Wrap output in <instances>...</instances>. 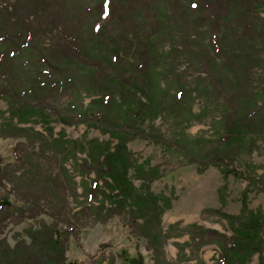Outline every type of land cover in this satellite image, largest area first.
Returning a JSON list of instances; mask_svg holds the SVG:
<instances>
[{"label":"trees","instance_id":"trees-1","mask_svg":"<svg viewBox=\"0 0 264 264\" xmlns=\"http://www.w3.org/2000/svg\"><path fill=\"white\" fill-rule=\"evenodd\" d=\"M260 8L264 0H0V100L8 112L0 137L24 139L14 148L19 163L0 165V185L13 182L36 210L44 190L35 184L61 181L53 175L47 182L25 166L19 148L36 147L47 160L44 150L51 148L63 169L80 149L86 157L75 161L76 169L93 176L83 181L78 213L102 220L126 213L152 253L151 264H164L169 235L161 216L171 198L151 188L162 176L161 165L149 158L139 162L128 148L131 140L143 139L197 172L215 166L224 178L246 181L238 214L218 212L230 235L190 224L185 246L215 244V264H249L255 254L264 264V211L248 202L250 193H264V175L247 160L264 146V89L256 85L264 76ZM160 57L165 67L157 66ZM190 68L200 79L197 86L185 79ZM197 95L220 101V120L208 138L186 132L210 113L208 107L193 113ZM85 97L90 99L83 104ZM160 118H171L169 133L154 124ZM53 120L85 123L110 140H69L63 130L54 136ZM30 122L42 123L50 141L21 126ZM11 208L0 200L2 232ZM42 225L12 247L0 237V264H68L56 224Z\"/></svg>","mask_w":264,"mask_h":264},{"label":"rangeland","instance_id":"rangeland-1","mask_svg":"<svg viewBox=\"0 0 264 264\" xmlns=\"http://www.w3.org/2000/svg\"><path fill=\"white\" fill-rule=\"evenodd\" d=\"M259 11L260 16L264 17V10L260 8ZM161 32L163 29H158V33ZM159 47L161 54H165L169 48L166 43ZM166 64L163 57H160L157 66L165 67ZM185 77L190 86H197L200 82L193 68L188 70ZM259 78L256 85L264 89V76ZM169 84L173 85L170 79ZM262 98L264 99V92ZM89 99L83 98V104ZM219 103L214 96L205 98L197 95L192 105L193 113L204 107H208L210 113L200 122H192L186 129L187 134L192 137H211L220 120ZM7 120V105L0 100V126L6 124ZM50 124L53 126L54 136L63 130L65 138L69 140L84 141L92 138L110 140L108 134H103L98 128L88 127L85 123L64 125L53 120ZM154 124L165 133H169L173 127L171 118L157 119ZM21 126L33 128L50 141L42 123L30 122ZM17 142L24 144V139L0 137V165L19 163L14 156ZM128 148L139 162L149 158L151 164L161 165L162 176L151 183V188L155 193L171 198L170 207L161 216V227L165 234L169 235L163 245L164 264H215L219 253L215 244L203 245L199 250L194 244L185 246V242H189L188 226L196 224L230 235L226 221L218 212L238 214L240 196L246 181L232 176L224 178L215 166H208L203 172H197L195 165L186 164L171 151H165L143 139L131 140ZM19 149L20 158L27 164L25 166L40 172L39 177H45V180L47 178V182L54 175L59 177L61 183L49 187L43 184L44 181L36 183L35 185L44 191L38 208L33 210L31 204L25 202L23 193L18 192V187L14 186L13 182L4 180V184L0 185V200L10 201L12 208L7 215L3 232L0 231V237L7 240L9 247L16 244L17 239H27L26 232L30 228L37 230L43 226L42 224H56L64 247V262L68 264L152 263V253L147 249L144 237L140 236L136 229H132L126 213H116L105 220L95 217L90 212L78 213L83 199L81 195L83 181L87 182L93 176L92 173L86 174L76 169L75 161L81 162L86 157V152L76 149L75 156L64 162L63 169L60 168V155H56L58 157L54 159L53 154L56 152H51V148L44 150L50 161L40 155L36 147L24 145ZM23 154L28 156L29 161L25 160ZM247 160L258 166L256 173L264 175L263 145ZM237 168L244 169L240 165ZM222 199L225 201L223 204ZM248 202L250 208H261L264 211L263 192L250 193ZM260 257L258 254L253 255L249 264H258ZM262 258L264 261V252Z\"/></svg>","mask_w":264,"mask_h":264},{"label":"snow or ice","instance_id":"snow-or-ice-1","mask_svg":"<svg viewBox=\"0 0 264 264\" xmlns=\"http://www.w3.org/2000/svg\"><path fill=\"white\" fill-rule=\"evenodd\" d=\"M195 6V5H194Z\"/></svg>","mask_w":264,"mask_h":264}]
</instances>
